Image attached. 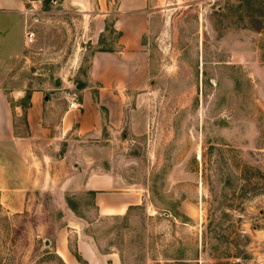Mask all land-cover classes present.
I'll use <instances>...</instances> for the list:
<instances>
[{
    "label": "rangeland",
    "instance_id": "rangeland-1",
    "mask_svg": "<svg viewBox=\"0 0 264 264\" xmlns=\"http://www.w3.org/2000/svg\"><path fill=\"white\" fill-rule=\"evenodd\" d=\"M23 1V24L0 13V87L23 109L22 135L31 93L77 94L117 38L101 0ZM158 12L147 88L103 155L149 200L101 216L90 192L1 189L0 264H66L63 244L87 262L80 232L119 264H264V0H160Z\"/></svg>",
    "mask_w": 264,
    "mask_h": 264
},
{
    "label": "crops",
    "instance_id": "crops-1",
    "mask_svg": "<svg viewBox=\"0 0 264 264\" xmlns=\"http://www.w3.org/2000/svg\"><path fill=\"white\" fill-rule=\"evenodd\" d=\"M101 2L103 29L108 24L117 38L111 49L91 55L85 79L77 84L81 88L74 106H70L74 100L69 90L61 98L35 90L25 109L27 133L18 134L15 117L23 109L13 107L0 87V172L5 171L7 177L6 184L0 182V190L13 186L17 192H90L99 215H125L132 206L144 205L150 196L144 186L127 183L106 167L103 155L133 121L128 115L134 92L147 88L153 69L149 40L159 25L160 0ZM24 9L23 0H0V13L14 16L18 25L23 24ZM182 203L183 209L190 210ZM78 248L87 264L120 262L116 253H102L82 232ZM57 251L66 264H83L67 245Z\"/></svg>",
    "mask_w": 264,
    "mask_h": 264
},
{
    "label": "built area",
    "instance_id": "built-area-1",
    "mask_svg": "<svg viewBox=\"0 0 264 264\" xmlns=\"http://www.w3.org/2000/svg\"><path fill=\"white\" fill-rule=\"evenodd\" d=\"M27 38H28L29 42H32L34 40V33L32 31H27ZM73 100H74V102L70 103L71 107L74 106V104L76 102V95L75 94L73 95ZM200 157H201V155L198 154V158H200Z\"/></svg>",
    "mask_w": 264,
    "mask_h": 264
},
{
    "label": "trees",
    "instance_id": "trees-1",
    "mask_svg": "<svg viewBox=\"0 0 264 264\" xmlns=\"http://www.w3.org/2000/svg\"><path fill=\"white\" fill-rule=\"evenodd\" d=\"M93 195H94V193H92ZM77 258L79 259V261H81L83 264H87V262H85V261H83L81 258H79L78 256H77Z\"/></svg>",
    "mask_w": 264,
    "mask_h": 264
},
{
    "label": "water",
    "instance_id": "water-1",
    "mask_svg": "<svg viewBox=\"0 0 264 264\" xmlns=\"http://www.w3.org/2000/svg\"><path fill=\"white\" fill-rule=\"evenodd\" d=\"M77 88H81V85L79 84V85L77 86Z\"/></svg>",
    "mask_w": 264,
    "mask_h": 264
}]
</instances>
